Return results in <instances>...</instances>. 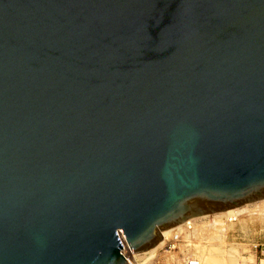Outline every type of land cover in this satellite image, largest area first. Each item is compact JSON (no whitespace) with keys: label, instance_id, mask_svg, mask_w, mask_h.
<instances>
[{"label":"water","instance_id":"95a60500","mask_svg":"<svg viewBox=\"0 0 264 264\" xmlns=\"http://www.w3.org/2000/svg\"><path fill=\"white\" fill-rule=\"evenodd\" d=\"M264 198V0H0V264H127Z\"/></svg>","mask_w":264,"mask_h":264},{"label":"crops","instance_id":"0c3cea01","mask_svg":"<svg viewBox=\"0 0 264 264\" xmlns=\"http://www.w3.org/2000/svg\"><path fill=\"white\" fill-rule=\"evenodd\" d=\"M242 216L243 220L238 217L233 222L234 224L232 223L233 225L228 224L224 233L214 227L198 232L184 251L191 253L199 264H262L264 258L257 256L252 247L264 245V242L258 244L247 242L244 232L246 233L249 228L247 226L249 223L246 220L251 219V216L245 209ZM242 223L243 225H241ZM239 224L246 227L242 229ZM238 232L243 235L239 236ZM181 251L182 248L178 250V253ZM178 253H175L174 256L163 257L159 262L153 263L174 264V259L178 261Z\"/></svg>","mask_w":264,"mask_h":264},{"label":"built area","instance_id":"2783aa9c","mask_svg":"<svg viewBox=\"0 0 264 264\" xmlns=\"http://www.w3.org/2000/svg\"><path fill=\"white\" fill-rule=\"evenodd\" d=\"M214 217H217L220 222H225L226 225L231 224L236 221L235 217H225V216H219V215H208L203 218H195L190 219V221L186 220L183 223L179 224L178 227L173 230L171 233L165 236L161 241L159 248V252L161 253V256L167 257V256H174L175 253H178V250L182 248V251L178 253V261L174 259V264H199L198 260L191 254L188 253L185 250L187 244H189L195 236H197L198 232L205 231L209 229L210 227H213V222H215ZM119 235L121 233L117 234V240L119 241L121 245V249L119 250V254L125 259L128 257L130 259V255L126 254L123 242L124 238H120ZM122 236V235H121ZM254 252L257 256L264 258V245L261 246H253L252 247ZM147 254V253H146ZM149 254V253H148ZM154 254L151 255V258L147 261L144 259L140 263L137 264H154V258H152ZM149 257V256H148ZM146 257V258H148ZM132 259V258H131ZM126 261V259H125ZM241 264V263H240Z\"/></svg>","mask_w":264,"mask_h":264},{"label":"rangeland","instance_id":"374dc122","mask_svg":"<svg viewBox=\"0 0 264 264\" xmlns=\"http://www.w3.org/2000/svg\"><path fill=\"white\" fill-rule=\"evenodd\" d=\"M241 209L238 212L241 214V216H239L240 214H238L237 218L238 217H241V219L243 218L244 215L242 216V213L244 212V209L251 216V219L246 220L249 223V225H247L249 228L247 229L246 233L244 232L245 237L247 239V242L250 244H258V243L264 242V200L244 205L241 207ZM221 216H223V215H221ZM225 217H227V216H225ZM237 218H235V219L237 220ZM214 219H215V222H217L219 220V219H217V217H214ZM215 222L212 223L213 227H215V225H216ZM222 223H223V225L227 226L225 224V222H222ZM241 225H243V223ZM235 226L238 227V225H235ZM241 227L243 229L246 226L245 227L241 226ZM219 231L224 233L226 231V228L220 229ZM236 232H237V230H236ZM238 233H239V236L243 235L240 232H238ZM228 240H230V239H228ZM152 254L155 255V258H154V255L152 256V258H154L155 262H159L163 258V256H161V253L159 252V248L155 249V251H153ZM152 254H148V253L147 254H141V255H138L136 257L130 256L132 258V259L130 258V261H132L131 262L132 264H137V263H140L141 261H143L144 259L145 260L150 259L151 258L150 256ZM146 257H148V258H146ZM262 264H264V262Z\"/></svg>","mask_w":264,"mask_h":264},{"label":"bare ground","instance_id":"6f19581e","mask_svg":"<svg viewBox=\"0 0 264 264\" xmlns=\"http://www.w3.org/2000/svg\"><path fill=\"white\" fill-rule=\"evenodd\" d=\"M261 200H264V198L256 199V200H254V201H252V202L242 204V205H240L239 207H233V208L226 209V210H224L223 212L217 213V215H219V216L223 215V216H227V217H233V216H234L235 218H237V215L240 214V213H238V212H239V210L241 209L242 206L247 205V204H251V203H254V202H257V201H261ZM241 210H242V209H241ZM213 215H216V214H213ZM240 215H241V214H240ZM200 217L203 218V217H205V216H198V217H194V218H190V219L193 220V219H195V218H200ZM190 219H188V221H190ZM215 223H216V225H215L214 229L216 228V229L220 230V229H225V228H226V226L223 225L222 222L217 221V222H215ZM177 227H178V226L174 227L169 233H171V232H172L173 230H175ZM119 233H120V232H118L117 234H119ZM169 233H167L166 235H168ZM119 237H120V238H121V237L123 238V236H121V235H119ZM123 240H124V239H123ZM161 242H162V241L160 240V241L156 244L155 247H153L151 250H149V251L146 252V253L152 254V252L155 251V249H157V248L160 246ZM123 247H124V250H125L126 254L132 256V255L130 254V251H129L127 245H126L125 240H124V242H123ZM146 253H144V254H146ZM134 257H136V256H134ZM150 257H151V256H150ZM125 259H126V263H127V264H132V263H131L132 261H130V259H128V257H126ZM146 261H147V260H146Z\"/></svg>","mask_w":264,"mask_h":264}]
</instances>
